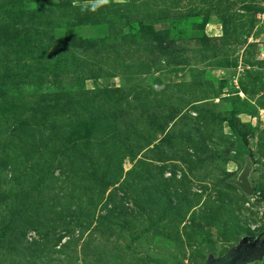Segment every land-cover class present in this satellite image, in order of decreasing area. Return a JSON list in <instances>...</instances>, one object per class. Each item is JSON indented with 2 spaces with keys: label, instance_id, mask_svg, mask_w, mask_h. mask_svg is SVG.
Listing matches in <instances>:
<instances>
[{
  "label": "rangeland",
  "instance_id": "obj_1",
  "mask_svg": "<svg viewBox=\"0 0 264 264\" xmlns=\"http://www.w3.org/2000/svg\"><path fill=\"white\" fill-rule=\"evenodd\" d=\"M263 233L264 0H0V264H204Z\"/></svg>",
  "mask_w": 264,
  "mask_h": 264
},
{
  "label": "water",
  "instance_id": "obj_2",
  "mask_svg": "<svg viewBox=\"0 0 264 264\" xmlns=\"http://www.w3.org/2000/svg\"><path fill=\"white\" fill-rule=\"evenodd\" d=\"M240 185L245 189V191L252 193L253 192V186L251 185L247 174L243 173L240 176ZM238 253L234 250H230L225 255H222L220 257L216 258H209L204 264H248L252 263L256 260L262 259L264 256V245L261 246L259 249H256L252 251L249 255H243L241 251H239V258L232 262L231 259L235 256V254Z\"/></svg>",
  "mask_w": 264,
  "mask_h": 264
},
{
  "label": "flooded vegetation",
  "instance_id": "obj_3",
  "mask_svg": "<svg viewBox=\"0 0 264 264\" xmlns=\"http://www.w3.org/2000/svg\"><path fill=\"white\" fill-rule=\"evenodd\" d=\"M264 234V233H263ZM263 246L264 245V236L262 237V239H261V244H260V246ZM243 245H241L240 247H238V248H235V249H232V250H234V251H236V252H238L239 253V251H241V252H243L242 250H241V247H242ZM238 253H236L235 254V256L231 259V261L232 262H234V261H236L238 258H239V254ZM243 254V253H242ZM255 262V261H254ZM249 264V263H248Z\"/></svg>",
  "mask_w": 264,
  "mask_h": 264
}]
</instances>
